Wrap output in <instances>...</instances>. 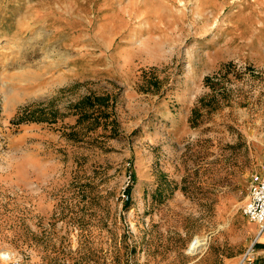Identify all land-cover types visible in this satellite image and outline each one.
Listing matches in <instances>:
<instances>
[{"label": "rangeland", "instance_id": "1", "mask_svg": "<svg viewBox=\"0 0 264 264\" xmlns=\"http://www.w3.org/2000/svg\"><path fill=\"white\" fill-rule=\"evenodd\" d=\"M257 173L264 0H0V264L252 260Z\"/></svg>", "mask_w": 264, "mask_h": 264}, {"label": "built area", "instance_id": "2", "mask_svg": "<svg viewBox=\"0 0 264 264\" xmlns=\"http://www.w3.org/2000/svg\"><path fill=\"white\" fill-rule=\"evenodd\" d=\"M244 214L249 218V220L259 227L260 237L264 233V174H254L250 182V194L248 202L244 207ZM254 252V248H251L245 260H251L250 255ZM253 256L252 258H254Z\"/></svg>", "mask_w": 264, "mask_h": 264}, {"label": "trees", "instance_id": "3", "mask_svg": "<svg viewBox=\"0 0 264 264\" xmlns=\"http://www.w3.org/2000/svg\"><path fill=\"white\" fill-rule=\"evenodd\" d=\"M211 84L212 80L207 78L206 80ZM108 98H102V97H93L89 96L86 99H84L77 108V112L79 113V122H83L86 120H93V123H96V125H99L102 120L105 121L110 119V114L107 112L109 106L108 104ZM36 115V112H31L30 109H27L23 113V117L19 121L24 120H31V118L34 119V116ZM108 123V122H107Z\"/></svg>", "mask_w": 264, "mask_h": 264}, {"label": "crops", "instance_id": "4", "mask_svg": "<svg viewBox=\"0 0 264 264\" xmlns=\"http://www.w3.org/2000/svg\"><path fill=\"white\" fill-rule=\"evenodd\" d=\"M258 234H259V229H258ZM258 238L260 239V243L263 245L264 247V233ZM243 259V258H242ZM240 260L239 263H236V261H231L228 262L227 264H243L244 263V259ZM248 264H264V248H262L261 250L258 251V254L248 263Z\"/></svg>", "mask_w": 264, "mask_h": 264}, {"label": "bare ground", "instance_id": "5", "mask_svg": "<svg viewBox=\"0 0 264 264\" xmlns=\"http://www.w3.org/2000/svg\"><path fill=\"white\" fill-rule=\"evenodd\" d=\"M205 247L206 245L201 239H196L192 245V249L194 252L202 251L205 249ZM0 256L2 257L3 260H9L12 258L11 252L6 251L5 249L0 250Z\"/></svg>", "mask_w": 264, "mask_h": 264}]
</instances>
